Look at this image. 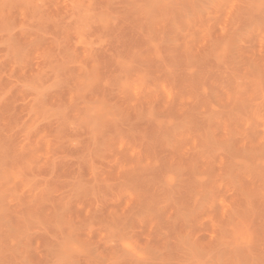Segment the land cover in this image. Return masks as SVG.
I'll list each match as a JSON object with an SVG mask.
<instances>
[{
  "label": "rangeland",
  "instance_id": "rangeland-1",
  "mask_svg": "<svg viewBox=\"0 0 264 264\" xmlns=\"http://www.w3.org/2000/svg\"><path fill=\"white\" fill-rule=\"evenodd\" d=\"M0 264H264V0H0Z\"/></svg>",
  "mask_w": 264,
  "mask_h": 264
},
{
  "label": "bare ground",
  "instance_id": "bare-ground-1",
  "mask_svg": "<svg viewBox=\"0 0 264 264\" xmlns=\"http://www.w3.org/2000/svg\"><path fill=\"white\" fill-rule=\"evenodd\" d=\"M90 79V78H89ZM92 79V78H91ZM93 81V80H92ZM94 82V81H93ZM92 83V82H91ZM5 93H6V91H5ZM100 102V101H99ZM98 102V103H99ZM101 104H104V103H101ZM105 105V104H104ZM92 108H94V107H92ZM104 109H107L106 108V105L104 106ZM96 110V109H95ZM95 110H93L94 112H91L92 114H94L95 113ZM111 116H112V114H110ZM87 116V115H86ZM89 116V115H88ZM102 117H103V115H102ZM106 117V116H105ZM87 120V119H86ZM87 121H89V118H88V120ZM95 126V125H94ZM11 226V225H10Z\"/></svg>",
  "mask_w": 264,
  "mask_h": 264
}]
</instances>
